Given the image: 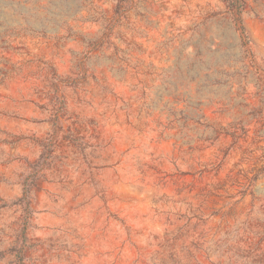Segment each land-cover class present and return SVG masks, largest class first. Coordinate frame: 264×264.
Wrapping results in <instances>:
<instances>
[{
	"label": "rangeland",
	"instance_id": "374dc122",
	"mask_svg": "<svg viewBox=\"0 0 264 264\" xmlns=\"http://www.w3.org/2000/svg\"><path fill=\"white\" fill-rule=\"evenodd\" d=\"M0 264H264V0H0Z\"/></svg>",
	"mask_w": 264,
	"mask_h": 264
},
{
	"label": "trees",
	"instance_id": "16d2710c",
	"mask_svg": "<svg viewBox=\"0 0 264 264\" xmlns=\"http://www.w3.org/2000/svg\"><path fill=\"white\" fill-rule=\"evenodd\" d=\"M239 23H240V27H241V34L243 35V37L246 38L245 29H244L242 20H240Z\"/></svg>",
	"mask_w": 264,
	"mask_h": 264
}]
</instances>
